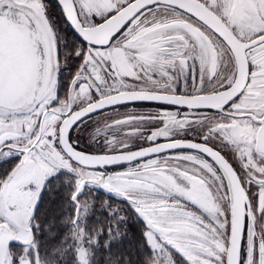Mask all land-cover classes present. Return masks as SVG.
Returning a JSON list of instances; mask_svg holds the SVG:
<instances>
[{"label":"snow or ice","instance_id":"snow-or-ice-1","mask_svg":"<svg viewBox=\"0 0 264 264\" xmlns=\"http://www.w3.org/2000/svg\"><path fill=\"white\" fill-rule=\"evenodd\" d=\"M57 5L0 0V264H264V0Z\"/></svg>","mask_w":264,"mask_h":264},{"label":"trees","instance_id":"trees-1","mask_svg":"<svg viewBox=\"0 0 264 264\" xmlns=\"http://www.w3.org/2000/svg\"><path fill=\"white\" fill-rule=\"evenodd\" d=\"M51 1L55 2V0H51ZM57 13H58V19L62 20L63 21V25L66 26L62 13L60 11H58ZM67 31H68V33L72 32V31H69V30H67ZM72 35L74 36V33H72ZM59 199H60V197L57 196V201H59ZM45 209H46V211H50L53 214H56V213H58L60 211V208L58 207L56 201H53L51 204H49L46 201ZM128 214H129V217H130L129 222H128V228L130 229L129 236L131 237V243L126 241L124 243V245L120 249H114L115 252L134 250L135 244L139 241V238H140V227L136 223L132 222L131 213L129 212Z\"/></svg>","mask_w":264,"mask_h":264},{"label":"rangeland","instance_id":"rangeland-1","mask_svg":"<svg viewBox=\"0 0 264 264\" xmlns=\"http://www.w3.org/2000/svg\"><path fill=\"white\" fill-rule=\"evenodd\" d=\"M48 2H49V5H50V14H51V16H53V17H55L56 19H57V22L59 23V25H60V27H61V29L63 30V31H66L67 32V34H68V36H69V38H71V37H73V35H72V33L73 32H71V33H68V31L67 30H69V31H72L67 25L66 26H64L63 25V21L62 20H59L58 19V11H60L61 12V10H60V7L57 5V1L55 0V2H53V1H51V0H48ZM55 6V7H54ZM56 13V14H55ZM87 138V136H84L83 137V139H86ZM104 199V194L103 193H101L100 194V200H103ZM114 203H115V201H114ZM122 207H127V205L126 204H122L121 205ZM129 212L131 213V211L129 210Z\"/></svg>","mask_w":264,"mask_h":264},{"label":"flooded vegetation","instance_id":"flooded-vegetation-1","mask_svg":"<svg viewBox=\"0 0 264 264\" xmlns=\"http://www.w3.org/2000/svg\"><path fill=\"white\" fill-rule=\"evenodd\" d=\"M84 136H87V133H85V135Z\"/></svg>","mask_w":264,"mask_h":264},{"label":"water","instance_id":"water-1","mask_svg":"<svg viewBox=\"0 0 264 264\" xmlns=\"http://www.w3.org/2000/svg\"><path fill=\"white\" fill-rule=\"evenodd\" d=\"M57 1V0H56ZM70 28V27H69ZM71 29V28H70ZM75 35V34H74Z\"/></svg>","mask_w":264,"mask_h":264}]
</instances>
